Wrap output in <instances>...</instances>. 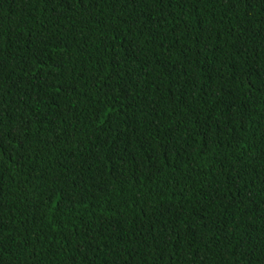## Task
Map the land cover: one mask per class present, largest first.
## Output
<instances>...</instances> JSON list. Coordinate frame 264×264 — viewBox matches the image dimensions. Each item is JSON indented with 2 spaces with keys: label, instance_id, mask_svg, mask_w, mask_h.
Returning a JSON list of instances; mask_svg holds the SVG:
<instances>
[{
  "label": "trees",
  "instance_id": "obj_1",
  "mask_svg": "<svg viewBox=\"0 0 264 264\" xmlns=\"http://www.w3.org/2000/svg\"><path fill=\"white\" fill-rule=\"evenodd\" d=\"M0 264H264V0H0Z\"/></svg>",
  "mask_w": 264,
  "mask_h": 264
}]
</instances>
